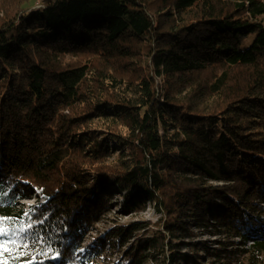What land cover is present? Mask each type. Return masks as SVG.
<instances>
[{"label": "trees", "instance_id": "1", "mask_svg": "<svg viewBox=\"0 0 264 264\" xmlns=\"http://www.w3.org/2000/svg\"><path fill=\"white\" fill-rule=\"evenodd\" d=\"M263 15L0 0V264H264ZM121 199L160 217L87 243Z\"/></svg>", "mask_w": 264, "mask_h": 264}, {"label": "rangeland", "instance_id": "2", "mask_svg": "<svg viewBox=\"0 0 264 264\" xmlns=\"http://www.w3.org/2000/svg\"><path fill=\"white\" fill-rule=\"evenodd\" d=\"M258 21L259 23H261V25L264 27V15L263 16H260L258 18ZM256 38V34L253 33V34H250L246 37H244L242 39V48H247L249 46H251L254 42ZM40 197L39 195L37 194H34L30 200H21L18 202V207H24L25 209L28 208L29 206L33 205V204H36L37 202H40ZM115 199H117V197H115ZM114 199V201H115ZM42 201V199H41ZM121 202H122V199L119 200L118 203H113V206H112V211L110 213V216H109V220L105 221L104 223H100V224H97L95 229H94V232L92 234V236H90L88 238V241H91L92 238L94 237H97V236H100L102 234H104L105 232H107L112 226L116 225V222H120V223H126V222H130V221H133V222H139V221H149L151 223H154L158 220V218L160 217L159 213L154 209V208H147L146 211L144 212H134V213H125V214H122L120 213V211H122V206H121ZM117 205V206H115ZM205 239H208L210 241L216 239V238H213V237H204V238H201L202 241H204ZM199 241V240H198ZM116 255V254H115ZM111 261H114L115 257H110ZM98 264H108V261H99Z\"/></svg>", "mask_w": 264, "mask_h": 264}, {"label": "snow or ice", "instance_id": "3", "mask_svg": "<svg viewBox=\"0 0 264 264\" xmlns=\"http://www.w3.org/2000/svg\"><path fill=\"white\" fill-rule=\"evenodd\" d=\"M0 236H7L9 237L8 240H5L3 243H0V251H3V252H11L12 249H10L8 247L9 244H12V245H15L16 244V241L14 239L11 238L10 236V233L4 229H0ZM22 247H27V245H20ZM18 250V248L16 249Z\"/></svg>", "mask_w": 264, "mask_h": 264}]
</instances>
